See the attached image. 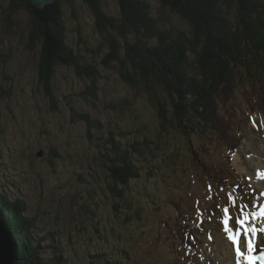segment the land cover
<instances>
[{
	"label": "rangeland",
	"instance_id": "1",
	"mask_svg": "<svg viewBox=\"0 0 264 264\" xmlns=\"http://www.w3.org/2000/svg\"><path fill=\"white\" fill-rule=\"evenodd\" d=\"M101 1L109 16L120 18V0ZM146 1L164 24L186 26L160 0ZM12 3L0 0V188L11 200L25 202L44 260L61 251L65 264H100L96 255L117 264H224L236 251L224 221L230 227L243 213L264 209V189L257 179L264 170V105L255 108L264 98L262 81L250 83L240 76L229 97L220 101L221 119L230 121L233 138L243 146L245 173L230 166L212 134V140L208 134L202 140L157 132L156 110L146 94L122 80L118 62L103 64L110 52L109 34L98 28L84 0H75L74 7L63 3L67 43L85 64L97 68L98 95L87 89V83L92 85L88 77L63 66L52 81L54 106L40 83V45L29 48L32 16L20 1L12 11ZM85 115L102 129L90 128ZM109 131L128 138L149 133L159 143L161 160L155 159L152 175L130 184V196L141 203L139 220L136 213L127 223L124 214L116 217L105 193L109 173L105 144L98 138ZM210 172L225 180L213 184ZM260 176L264 180V173ZM248 224L264 236V216L250 218Z\"/></svg>",
	"mask_w": 264,
	"mask_h": 264
},
{
	"label": "trees",
	"instance_id": "2",
	"mask_svg": "<svg viewBox=\"0 0 264 264\" xmlns=\"http://www.w3.org/2000/svg\"><path fill=\"white\" fill-rule=\"evenodd\" d=\"M19 1L24 7L27 4L32 16L29 48L40 45V83L52 104H57L52 81L63 66L72 67L81 78L88 77L92 85L87 83V89L97 98V68L85 64L67 43L63 3L74 7L75 0H57L41 9L32 0ZM84 2L98 28L109 34L110 52L103 64L118 62L122 80L146 94L156 110L157 132L162 136L176 132L187 139L215 137L226 150L230 166L243 170L242 144L233 138L230 121L221 119L220 101L229 97L243 75L250 83L262 81L258 85L264 97V0H160L162 8L175 14L184 28L164 24L146 0H120L119 19L107 14L101 0ZM1 92L7 95L3 88ZM258 101L256 109L264 105V98ZM82 117L90 121L89 116ZM102 127L99 121H90V128ZM98 139L105 144L103 158L109 173L105 193L116 217L124 214L127 223L136 213L134 219L139 220L142 207L130 196V184L152 175L159 143L149 133L128 138L127 133L109 131L106 138ZM0 220L11 237L15 264H65L61 251L52 260H44L42 245L33 237L35 220L27 214L25 202L11 200L1 188ZM184 232L179 234L183 237ZM104 258L95 257L100 264H117Z\"/></svg>",
	"mask_w": 264,
	"mask_h": 264
},
{
	"label": "bare ground",
	"instance_id": "3",
	"mask_svg": "<svg viewBox=\"0 0 264 264\" xmlns=\"http://www.w3.org/2000/svg\"><path fill=\"white\" fill-rule=\"evenodd\" d=\"M263 173H264V170H260L258 176L257 175L256 176H257L258 181L262 182L261 186L264 189V185H263L264 184V180H261L263 178V176H260ZM206 174H207V178L209 180H211L213 184L218 183L217 181H221V180L224 181L225 180V179L222 178V174H220L221 176L217 175V174H219L218 172H216L214 174H211V172L210 173H206ZM220 186H221V184H220ZM230 223H231V221H230ZM248 227H251V226L248 224ZM233 231H235V229ZM238 234L241 236V240H242L241 251L244 252L245 255L238 256L237 252L233 251L234 252L233 255L225 257V258H227V261L224 264H248L246 262V256H247V252H248V242H249V240L251 241V249H252V251L257 252L259 254L264 253V236H261V234H260L258 229H257L256 234L254 236L250 232H245L243 227L241 229H239V233ZM230 244H231V246L233 245L234 248L236 249V247H235V245L233 244L232 241H231ZM211 262L213 264H217L216 261L211 260Z\"/></svg>",
	"mask_w": 264,
	"mask_h": 264
},
{
	"label": "snow or ice",
	"instance_id": "4",
	"mask_svg": "<svg viewBox=\"0 0 264 264\" xmlns=\"http://www.w3.org/2000/svg\"><path fill=\"white\" fill-rule=\"evenodd\" d=\"M229 199H232L233 202L234 198L233 197H229ZM244 207H247V205H245ZM225 213H228V208L224 209ZM241 212L243 213V208H241ZM257 216H264V209H261L260 212H251V213H243V219H237L235 220L231 226L229 227V221L225 220V230L227 232L230 233L229 235V239L233 242V244L236 247V252L238 254V256H243L245 255L244 252L241 251V247H242V240H241V236L238 234L239 233V229H237V224L240 225L241 227H243L245 232H250L253 236L256 234L257 229L255 227H248V223L250 218H254ZM231 216L229 217V220H231ZM235 229V231H233ZM261 232H264V228L260 229ZM251 241L249 240L248 242V254L249 256L251 255ZM258 260L260 262V264H264V253L260 254L258 257Z\"/></svg>",
	"mask_w": 264,
	"mask_h": 264
},
{
	"label": "water",
	"instance_id": "5",
	"mask_svg": "<svg viewBox=\"0 0 264 264\" xmlns=\"http://www.w3.org/2000/svg\"><path fill=\"white\" fill-rule=\"evenodd\" d=\"M57 0H32L36 8L54 4ZM43 155V153L41 154ZM260 254L256 255L257 259ZM259 261V260H258ZM0 264H15L13 244L9 233L0 220Z\"/></svg>",
	"mask_w": 264,
	"mask_h": 264
},
{
	"label": "flooded vegetation",
	"instance_id": "6",
	"mask_svg": "<svg viewBox=\"0 0 264 264\" xmlns=\"http://www.w3.org/2000/svg\"><path fill=\"white\" fill-rule=\"evenodd\" d=\"M17 1H19V0H13V3H12V5H11V7H12V11H15V8H17V6H16V2ZM21 4H23L24 5V2H22ZM26 7H27V4H26Z\"/></svg>",
	"mask_w": 264,
	"mask_h": 264
}]
</instances>
